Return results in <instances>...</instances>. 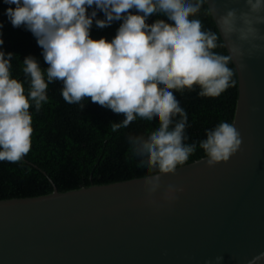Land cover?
Returning a JSON list of instances; mask_svg holds the SVG:
<instances>
[{
    "label": "clouds",
    "instance_id": "9594fccd",
    "mask_svg": "<svg viewBox=\"0 0 264 264\" xmlns=\"http://www.w3.org/2000/svg\"><path fill=\"white\" fill-rule=\"evenodd\" d=\"M13 28L31 32L47 67L28 55L22 72L28 83L11 75L15 54L2 49L0 38V161L19 162L31 149L32 115L48 103L49 84H62L68 104L90 98L122 118L113 132L134 122H158L144 142L130 141L127 151L144 173L149 203L161 189V176L174 175L196 151L208 167L227 162L242 138L234 123L221 121L205 130V139L186 143L188 115L175 92L198 89L201 97H218L237 83V67L253 53L264 52V0H243L241 9L216 15L213 0H3ZM208 5V7H205ZM91 9V10H90ZM90 10V11H89ZM132 10V11H129ZM103 18H97V12ZM214 15L215 27L202 17ZM154 22L149 25L148 21ZM120 21L108 41L90 37L93 24L103 29ZM0 23V29L3 28ZM2 36V33H0ZM183 188L169 185L162 199L171 204ZM216 256L205 264H222ZM264 264V251L247 260Z\"/></svg>",
    "mask_w": 264,
    "mask_h": 264
},
{
    "label": "water",
    "instance_id": "95a60500",
    "mask_svg": "<svg viewBox=\"0 0 264 264\" xmlns=\"http://www.w3.org/2000/svg\"><path fill=\"white\" fill-rule=\"evenodd\" d=\"M214 2L216 15L243 7ZM243 63L231 122L242 143L227 162L202 157L162 175L152 203L144 177L1 199L0 264H247L264 251V52ZM169 185L183 188L171 204Z\"/></svg>",
    "mask_w": 264,
    "mask_h": 264
},
{
    "label": "trees",
    "instance_id": "16d2710c",
    "mask_svg": "<svg viewBox=\"0 0 264 264\" xmlns=\"http://www.w3.org/2000/svg\"><path fill=\"white\" fill-rule=\"evenodd\" d=\"M7 7L14 6L5 5L0 0V23L4 25L0 29V38L4 40L2 49L15 54L11 61V75L24 82L27 94L28 83L22 72L24 57H35L42 69L47 64L31 32L23 27L13 28L7 20L4 15ZM97 18H103V13L98 11ZM202 19L206 27H215L211 15ZM154 22L163 21H148L149 25ZM120 23L113 22L103 29L93 24L90 37L94 40L103 37L110 41ZM61 88L59 81L49 84L48 103L42 104L39 111L29 108L33 132L27 155L16 163L0 161V200L50 194L54 186L63 192L144 177L145 174L132 163L126 146L130 141H146L158 127V122L153 121L149 125L136 121L113 132L110 122L119 123L121 117L91 102L90 98L81 101L83 108L78 104H68L61 96ZM198 91L174 93L188 115L186 143L196 142L197 145L206 138V129L221 121L232 122L238 94L237 83L218 97H201ZM202 157L203 152L197 147L186 164Z\"/></svg>",
    "mask_w": 264,
    "mask_h": 264
}]
</instances>
